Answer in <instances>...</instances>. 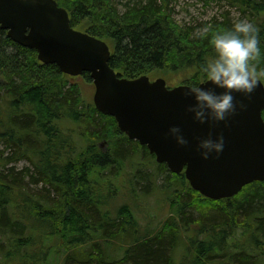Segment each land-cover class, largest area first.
I'll use <instances>...</instances> for the list:
<instances>
[{"label":"trees","instance_id":"trees-1","mask_svg":"<svg viewBox=\"0 0 264 264\" xmlns=\"http://www.w3.org/2000/svg\"><path fill=\"white\" fill-rule=\"evenodd\" d=\"M57 1L73 26L110 43V65L122 76L184 69L192 70L186 84L198 85L208 79L215 34L244 18L259 29L252 63L264 70V0H217L227 11L200 24L176 20L178 0ZM144 153L153 166L137 158ZM21 160L30 166L16 171ZM128 162L135 184L154 182L143 192H161L168 204L158 229L142 226L119 193ZM0 264H264V180L232 197H206L86 101L74 76L0 27Z\"/></svg>","mask_w":264,"mask_h":264},{"label":"water","instance_id":"water-1","mask_svg":"<svg viewBox=\"0 0 264 264\" xmlns=\"http://www.w3.org/2000/svg\"><path fill=\"white\" fill-rule=\"evenodd\" d=\"M0 26L14 41L37 49L40 59L57 63L63 72L89 71L97 109L115 116L130 139L147 145L171 171L185 169L192 187L203 195L231 197L246 184L264 180V83L260 78L251 99L233 92L235 100L247 105L245 110L238 109L226 122L201 124L187 111L196 102L194 96L184 95L191 85L169 88L162 77L120 76L109 63V44L72 27L68 11L56 0H0ZM197 86L224 91L208 79ZM172 126L180 127L186 145H179L169 134ZM209 132L213 139L217 134L224 136V148L218 156L213 152L205 159L197 146Z\"/></svg>","mask_w":264,"mask_h":264},{"label":"clouds","instance_id":"clouds-1","mask_svg":"<svg viewBox=\"0 0 264 264\" xmlns=\"http://www.w3.org/2000/svg\"><path fill=\"white\" fill-rule=\"evenodd\" d=\"M212 43L215 55L203 66V71L214 86L224 91L218 93L213 88L193 84L184 92L185 96H194L196 102L188 106L187 111L201 124L226 122L238 109L245 110L247 105L235 100L233 92L251 99L250 94L257 88L260 76H264V70L258 72L252 63L261 52L259 29L252 22L247 19L237 21L231 29L216 33ZM169 134L179 145L188 143L179 126L170 127ZM197 147L205 159L213 152L218 156L224 148V136L217 134L213 139L209 132L207 138L199 140Z\"/></svg>","mask_w":264,"mask_h":264},{"label":"rangeland","instance_id":"rangeland-1","mask_svg":"<svg viewBox=\"0 0 264 264\" xmlns=\"http://www.w3.org/2000/svg\"><path fill=\"white\" fill-rule=\"evenodd\" d=\"M225 2L226 1L217 2V0H214V2L206 3L205 1L200 2L197 0H178L176 3L173 2L175 9L174 17L180 23L194 24V22H197L200 24L204 20L212 18L214 15L221 16V13L226 12L229 4H227L228 2ZM120 9H123L121 4ZM230 12L234 18H237L238 16L240 17V14L236 9L233 8ZM191 74L192 70L182 69L176 70L174 72L167 71L166 73L162 71H156L152 74V77L156 78L159 76H164L168 85L172 86L180 83L186 84L187 78ZM75 81L79 83L84 99L88 102H93V95L95 91L93 82L87 80V78L83 75L77 77ZM101 147L102 149H105L107 145L102 144ZM137 158H139V160L142 162L152 165V162L149 161L150 159L145 158V153L144 155L139 154ZM14 165L16 167V171H19L30 166V163L27 160H21ZM144 169L145 171H150L151 168L146 166ZM136 175L137 171L134 165L128 162L121 176V179L124 182V187L119 193L123 200H127V202L129 201L130 204L133 205L132 207L134 208L135 215L139 219L142 226L151 225L158 229L161 226V223L164 222L170 215L168 213V204L162 203L161 200L159 201V199H161L163 196L161 192L156 191L146 195L145 192H143L142 187L145 184H148L152 188L155 186L154 182H142L141 185H136ZM30 179V177H26L23 181L29 185L31 189H33L32 191L41 194L40 190L43 186L41 184L37 186L36 184L31 183ZM158 181L161 182V177L158 179Z\"/></svg>","mask_w":264,"mask_h":264}]
</instances>
